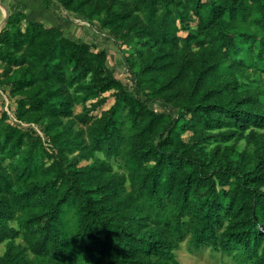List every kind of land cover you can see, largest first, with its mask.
Instances as JSON below:
<instances>
[{
    "label": "trees",
    "instance_id": "trees-1",
    "mask_svg": "<svg viewBox=\"0 0 264 264\" xmlns=\"http://www.w3.org/2000/svg\"><path fill=\"white\" fill-rule=\"evenodd\" d=\"M55 1L115 42L135 41L138 60L125 56L131 85L100 62V86L122 90L77 153L91 164L68 169L62 147L43 154L40 137L0 111V264H179L186 236L196 248L264 264V85L256 78L264 0ZM9 9L0 85L15 97L16 118L71 130L62 118L86 78L99 75L105 51L94 54V43L65 36L18 0ZM101 143L107 156L128 155L127 176L94 155ZM44 156L55 159L44 166ZM21 231L26 247L15 243Z\"/></svg>",
    "mask_w": 264,
    "mask_h": 264
},
{
    "label": "rangeland",
    "instance_id": "rangeland-1",
    "mask_svg": "<svg viewBox=\"0 0 264 264\" xmlns=\"http://www.w3.org/2000/svg\"><path fill=\"white\" fill-rule=\"evenodd\" d=\"M42 2L39 10L42 9V14L47 18L45 21L43 20L45 23L60 27L65 36L84 39L94 43L97 46L93 49L94 54L98 49L105 51L104 54L101 53V56L97 58L96 66L101 70L96 78H94L93 75H89L86 78L90 84L77 90L76 94L79 98L72 107L71 115L62 118L63 124L66 123L67 119L73 121L71 130L69 131L66 130L65 126L62 124L57 125L56 127L49 126V124L46 123V119H43L41 124L33 121L17 119L15 116V97L10 96L8 93V87L5 85H0V111H5L6 113L4 120L19 128L20 131L26 133V135L31 134L32 136H39L40 142L44 148L43 154L49 152L56 153V150L59 147H62L60 149L61 158L64 161V166H67L68 169L86 163L91 164L94 160L93 157L87 158L77 153L79 152L80 147L90 143L91 127L94 121L100 118L103 113L111 107L121 89L118 86H110L108 88L100 86L99 77L105 73L102 68V63L100 62H105V65L112 70L115 78L122 79L127 85H131L129 78L130 69L125 61V56L130 54L132 59L136 61L138 60L137 54L133 51L135 41H132L129 44L120 41L115 42V40L108 37L106 29H100L98 27L97 22L89 21L82 14L68 12L55 0H51L48 4L44 1ZM10 3L11 0H3L2 2V9L0 8V28L3 27L6 19L5 17L10 12ZM26 13H29V11L26 10ZM194 23L195 22H191V24ZM179 35L184 36L185 32L180 31ZM256 78H260V83L264 85V73H259ZM154 106L159 110H164L165 108L162 103H156ZM130 109V105L127 104L122 109V114L125 115ZM231 142L232 141L228 143ZM216 143L217 142L211 140L210 144L208 143V147H211ZM221 144L224 143L221 142ZM244 147V140H239L235 144V150L237 152H240ZM94 155L98 158L105 159L111 165L112 170L115 173L123 174L125 176L128 175L130 171V162L126 153L107 156L104 151V143H101L99 146L94 147ZM54 159V156H44V166L49 165ZM12 161H14V158L7 157L5 163L9 164ZM32 179L33 178L30 177L26 182H31ZM125 186L128 190L127 178L125 180ZM68 216H72L71 211H69ZM11 224L18 227L15 220H13ZM28 235V233L25 234L21 231L15 239V243L20 244L22 247H26ZM5 243L6 241L0 243V256L5 250ZM175 253L179 264H251L248 261L241 263L232 256H228L219 251H214L211 247L196 248L189 241V236H186V238L180 243V246ZM26 258L35 260V256L29 251L26 253ZM77 264L84 263L79 261Z\"/></svg>",
    "mask_w": 264,
    "mask_h": 264
},
{
    "label": "crops",
    "instance_id": "crops-1",
    "mask_svg": "<svg viewBox=\"0 0 264 264\" xmlns=\"http://www.w3.org/2000/svg\"><path fill=\"white\" fill-rule=\"evenodd\" d=\"M19 2L25 4L27 6L28 11H36L37 12V18H44L43 20H46L47 18L44 17V14H42V9L39 10L40 6L42 5V0H18ZM32 3V4H31ZM33 5V6H32Z\"/></svg>",
    "mask_w": 264,
    "mask_h": 264
},
{
    "label": "water",
    "instance_id": "water-1",
    "mask_svg": "<svg viewBox=\"0 0 264 264\" xmlns=\"http://www.w3.org/2000/svg\"><path fill=\"white\" fill-rule=\"evenodd\" d=\"M0 8L2 9V2H1V0H0ZM6 18V17H5ZM1 29V28H0Z\"/></svg>",
    "mask_w": 264,
    "mask_h": 264
}]
</instances>
